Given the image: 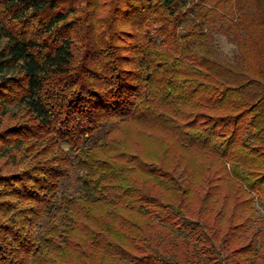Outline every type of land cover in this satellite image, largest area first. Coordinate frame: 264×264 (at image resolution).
<instances>
[{
  "label": "trees",
  "instance_id": "trees-1",
  "mask_svg": "<svg viewBox=\"0 0 264 264\" xmlns=\"http://www.w3.org/2000/svg\"><path fill=\"white\" fill-rule=\"evenodd\" d=\"M0 264H264V0H0Z\"/></svg>",
  "mask_w": 264,
  "mask_h": 264
},
{
  "label": "rangeland",
  "instance_id": "rangeland-1",
  "mask_svg": "<svg viewBox=\"0 0 264 264\" xmlns=\"http://www.w3.org/2000/svg\"><path fill=\"white\" fill-rule=\"evenodd\" d=\"M215 43L218 51L221 54V58L224 60H232L234 55L231 54V50L229 48V43L225 38H221L220 36H215ZM76 51L78 54L79 48L76 47ZM125 138L127 139L128 145L133 148V150H137L143 155L149 156L148 154L152 153L153 150H156L161 144L163 145L165 140L164 136L161 132L156 130H150L142 127L140 123H128L123 127Z\"/></svg>",
  "mask_w": 264,
  "mask_h": 264
},
{
  "label": "clouds",
  "instance_id": "clouds-1",
  "mask_svg": "<svg viewBox=\"0 0 264 264\" xmlns=\"http://www.w3.org/2000/svg\"><path fill=\"white\" fill-rule=\"evenodd\" d=\"M229 48L231 50L232 55H234L238 51L237 46L235 44H230Z\"/></svg>",
  "mask_w": 264,
  "mask_h": 264
}]
</instances>
